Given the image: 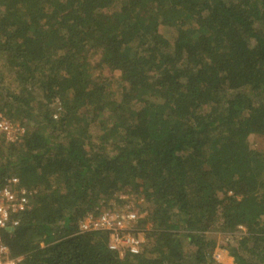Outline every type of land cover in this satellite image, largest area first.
Here are the masks:
<instances>
[{"label":"trees","instance_id":"1","mask_svg":"<svg viewBox=\"0 0 264 264\" xmlns=\"http://www.w3.org/2000/svg\"><path fill=\"white\" fill-rule=\"evenodd\" d=\"M0 62V118L24 129L0 141V179L29 192L0 231L18 264H220L216 225L264 264V0H0ZM123 195L138 248L78 231Z\"/></svg>","mask_w":264,"mask_h":264},{"label":"built area","instance_id":"2","mask_svg":"<svg viewBox=\"0 0 264 264\" xmlns=\"http://www.w3.org/2000/svg\"><path fill=\"white\" fill-rule=\"evenodd\" d=\"M22 132L23 129L18 128L10 120L0 118V141L14 142ZM28 195V190L19 185L18 177L0 179V231L11 229L18 223L13 216L25 209ZM136 223L137 217L131 209L111 207L80 221L78 231H107L110 245L133 250L144 242V234L136 229ZM20 260V257L12 256L8 246L0 241V264H18Z\"/></svg>","mask_w":264,"mask_h":264},{"label":"rangeland","instance_id":"3","mask_svg":"<svg viewBox=\"0 0 264 264\" xmlns=\"http://www.w3.org/2000/svg\"><path fill=\"white\" fill-rule=\"evenodd\" d=\"M91 60L94 62L97 61L98 55L96 54H92ZM0 70H2V66H1V62H0ZM98 71H101L102 74L104 75H110V78H112V81H117L119 80V73L117 71H114L113 73H111V71H109L107 68L105 67H98ZM96 71V72H98ZM0 90L1 89H12V88H16L17 84L15 83V81L12 79V77L10 76H6L4 75L1 82H0ZM112 87V86H111ZM59 107V103L56 102V104H53V106L51 107L52 110H58ZM14 123V122H13ZM15 125L18 128H22L23 127H19L18 123H15ZM24 131V129H23ZM21 136V134L17 137L19 139V137ZM251 146L254 147H262L264 146V141L262 138L259 137H253L251 140ZM133 197L128 196V195H123L119 198V201H108V203L106 204V206H113L112 208H116V209H132V205L134 206V201L132 199ZM121 200V202H120ZM103 207V208H104ZM102 208V209H103ZM149 224H146V226H148ZM239 233V232H238ZM238 233H234V235H231L227 232L221 231L219 226L216 225L215 227H213L212 230H210L208 232V235L215 240V247L212 251V256L217 260V262H219L220 264H236L233 261V258L226 252L224 246H226L229 242H231V244H234V240H235V236Z\"/></svg>","mask_w":264,"mask_h":264}]
</instances>
